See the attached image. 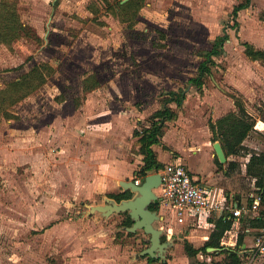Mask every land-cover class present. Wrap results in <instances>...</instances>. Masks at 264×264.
<instances>
[{
    "label": "rangeland",
    "instance_id": "rangeland-1",
    "mask_svg": "<svg viewBox=\"0 0 264 264\" xmlns=\"http://www.w3.org/2000/svg\"><path fill=\"white\" fill-rule=\"evenodd\" d=\"M15 1L42 40L0 42V90L36 64L55 70L10 106L19 118L0 116V264H194L184 242L202 246L217 214L181 224L162 199L163 218L154 224L172 245L164 261L154 262L139 255L150 234H129L123 212L104 216L90 207L122 191L121 180H134L135 129L147 125L166 92L180 89L187 99L181 107L171 103L178 115L167 123L171 146L164 148L174 158L175 145L185 157L197 155L191 166L229 195L227 209L231 194L248 198L254 185L244 163L264 152V62L247 56L243 42L264 49V0L241 10L238 25L232 12L243 0H135L120 13L123 0ZM225 31L224 52L200 91L190 79ZM236 95L258 121L240 154L218 166L210 121L235 110ZM233 239L228 234L225 241ZM211 258V264L226 261L224 253Z\"/></svg>",
    "mask_w": 264,
    "mask_h": 264
},
{
    "label": "trees",
    "instance_id": "trees-1",
    "mask_svg": "<svg viewBox=\"0 0 264 264\" xmlns=\"http://www.w3.org/2000/svg\"><path fill=\"white\" fill-rule=\"evenodd\" d=\"M135 4V0H128L125 3H119V11H124L130 5ZM252 0H243L235 5L232 16L235 19L236 25L239 24L238 14L241 10L250 7ZM120 13V12H119ZM261 19L264 20V11L261 13ZM29 36L37 41L42 38L33 33L29 26L25 25L21 19L18 11L17 2L15 0H1L0 1V42L12 44L16 40ZM230 35L227 31L223 35H219L214 43L212 49L204 53L205 59L200 63L198 74L190 79V83L195 85L200 91L203 90L206 77L213 74L214 66L216 65L215 58L224 52L225 43L228 41ZM245 53L253 60H261L264 62V49L255 47L252 43L245 41ZM55 68L48 62L34 65L29 71L23 73L19 78L14 79L7 83V85L0 90V116L6 118H19L18 115L11 113L8 109L10 106L15 105L22 99L26 98L32 92L41 87L46 81L49 74L54 72ZM90 79H95V86L99 84V79L95 73L89 75ZM86 79H89L86 77ZM91 86L86 85L85 89ZM91 87L90 89H93ZM166 97L162 99V107L154 111L147 118V125L142 128H137L134 135L138 137L135 143L139 145V152L144 154V164L135 171L134 180L141 178L144 180L145 176L152 171H159L165 165L159 161L158 154L153 146L162 142L165 135V129L168 121L177 117L178 113L172 108L171 103L175 102L181 107L187 99L184 89L171 90L166 92ZM236 110H231L229 113L218 118L216 121H210V128L216 135L215 140H220L222 143L227 157L232 155H239L244 148V141L249 133L254 129L257 119L249 113L243 99L236 95L233 97ZM218 166H222L218 157H215ZM231 164H234L233 162ZM247 174L256 178V186L259 188L258 192L262 195L264 201V152L251 153L249 162L247 163ZM109 197H113L117 201L129 199L134 196L131 190H122L119 192L109 193ZM161 198L151 203L150 208L158 211L161 206ZM125 214L124 225L130 227L133 225L134 220L128 212ZM235 217L232 215H223L214 220V228L211 231L208 239L202 246L196 247L188 239L184 242L185 252L189 261L201 264L197 260L200 253L217 254L218 250L226 248L223 244L225 238L230 231L235 230L236 227ZM248 225L252 227H264V211L254 217L247 219ZM133 235L134 233L130 232ZM246 232H239L236 237V249H227V256L225 263L217 262V264H242V257L238 253L239 247L244 243ZM162 240L166 241L167 237L162 236ZM215 247L217 250L208 252V248ZM150 261H157L159 259L148 256Z\"/></svg>",
    "mask_w": 264,
    "mask_h": 264
},
{
    "label": "built area",
    "instance_id": "built-area-1",
    "mask_svg": "<svg viewBox=\"0 0 264 264\" xmlns=\"http://www.w3.org/2000/svg\"><path fill=\"white\" fill-rule=\"evenodd\" d=\"M159 171L162 175L161 201L163 199L171 207L178 223L184 224L188 220H197L204 215L217 214V218H219L228 214L234 216L239 224L244 217L254 218L264 211L263 197L257 187L251 192L246 203L227 209L222 202L212 199L209 190L196 181L183 162L167 163ZM134 181L136 184L142 183L141 178ZM249 230L253 234L252 242L246 243L245 246L241 245L238 249V253L242 257V264H255L258 261H264V227H250ZM231 232L234 233V231ZM233 237V242L224 240L223 244L226 245V248L232 249L231 246H233L236 249L237 234L231 238ZM198 256L201 264L213 262L210 253H200Z\"/></svg>",
    "mask_w": 264,
    "mask_h": 264
},
{
    "label": "water",
    "instance_id": "water-1",
    "mask_svg": "<svg viewBox=\"0 0 264 264\" xmlns=\"http://www.w3.org/2000/svg\"><path fill=\"white\" fill-rule=\"evenodd\" d=\"M126 0H123V2ZM214 149L216 156L221 163L228 160L226 151L220 141L214 142ZM162 183V175L160 171L147 174L141 184H136L132 180H121L120 184L123 190H131L135 193L132 198L123 199L120 202L114 198H108L105 204L92 205L90 213L101 212L104 216H109L114 213L128 212L134 223L132 226L127 227V231L136 232L138 229H143L147 234H150L151 244L140 251V256H150L157 258L160 261L166 259L167 248L172 244L171 241H163V229L157 228L154 224L156 220L162 219L163 216L150 208L152 202L160 199V195L156 192ZM216 250L215 247H210V251ZM157 264H166L160 262Z\"/></svg>",
    "mask_w": 264,
    "mask_h": 264
},
{
    "label": "crops",
    "instance_id": "crops-1",
    "mask_svg": "<svg viewBox=\"0 0 264 264\" xmlns=\"http://www.w3.org/2000/svg\"><path fill=\"white\" fill-rule=\"evenodd\" d=\"M236 110V109H235ZM250 113V112H249ZM222 117V116H221ZM257 119V118H256ZM258 121V120H257ZM257 124V123H256ZM166 135L167 134H165L164 135V141L162 142V144L161 143H159V144H155L154 146H153V148H154V150L157 152V154H158V159H159V161L160 162H162L163 164H165V163H170V162H183L185 165H186V167L189 169V171L191 172V174L193 175V177L196 179V181L200 184V185H202L203 187H205L206 189H208L209 190V192H210V195H211V197H212V199L214 200V201H220V202H222L223 204L225 203V202H227L228 201V194H226L225 193V191L223 190V188H220V187H216V186H214V184L215 183H213V181H211V180H213V179H211V180H208V181H206L207 180V178H205L204 177V174H201V173H198V172H196L195 170H194V168L191 166V164H192V159H196L197 158V155L196 156H194V157H191L190 155H187L186 157L185 156H183V154L181 153V151L183 150V148L181 147V148H178L174 143H178L176 140H174L173 141V144L175 145L174 146V150L175 151H178L180 154H177L176 155V157L174 158V156H172L171 155V153H173L174 151L172 150V151H167L165 148H164V145H166V146H171V143H170V141L171 140H169V141H167L165 138H166ZM171 139V138H170ZM218 141V140H217ZM138 146V151H139V145H137ZM182 146V145H181ZM193 152H195V150L193 151ZM187 153H189L188 151H187ZM186 153V154H187ZM256 153H260V152H256ZM189 154H191V153H189ZM139 155H140V159L138 158L137 159V161H136V167H138L136 170H138L143 164H144V154H142V153H140L139 152ZM216 157V156H215ZM250 157H251V155H250ZM250 157L248 158V161L247 162H245L244 163V170H246V172H247V163L249 162V160H250ZM228 159H229V157H228ZM228 161V160H227ZM221 163V162H220ZM222 164V163H221ZM135 170V171H136ZM225 172H227V169H225L224 170ZM212 173V172H211ZM253 178V189H252V191L255 189V187H257L256 186V178H254V177H252ZM205 184V185H204ZM207 184V185H206ZM258 188V187H257ZM231 196H233V198H234V203L233 204H231L230 205V207L231 206H238V205H240V204H242V203H246L247 201H248V198H249V196H248V198H244L245 196L241 193H236V194H231ZM225 205V204H224ZM210 219V218H209ZM248 219V218H247ZM247 219H246V221L245 222H247ZM189 221V220H188ZM191 221H196V219H193V220H190L189 222H191ZM242 221H244V220H242ZM242 221H240L239 222V224H241V222ZM213 223H214V220H213ZM239 224H237L236 223V227H235V230H233L234 231V233L233 232H231L230 231V235H231V237L232 236H234V235H236L235 233H239V231H238V227H239ZM250 227H252V226H250V225H248V223H247V226L242 230V231H240V232H246V233H249V237H250V239L248 240V239H246V237H245V241H244V243L242 244V246H245V244L247 243V244H250L251 242H252V240H253V234L252 233H250L251 232V230H249L250 229ZM213 228H214V224H213V227H212V230H213ZM163 231H164V229H163ZM251 235V236H250ZM230 245V244H229ZM231 246V245H230ZM232 247V249H234V247L233 246H231ZM228 249V248H227ZM226 248H223V249H221V250H218L217 251V254H223L224 253V256H227V252H225V250H227ZM208 252H210L209 250H208ZM213 252V251H212ZM210 255H212L211 253H210Z\"/></svg>",
    "mask_w": 264,
    "mask_h": 264
},
{
    "label": "flooded vegetation",
    "instance_id": "flooded-vegetation-1",
    "mask_svg": "<svg viewBox=\"0 0 264 264\" xmlns=\"http://www.w3.org/2000/svg\"><path fill=\"white\" fill-rule=\"evenodd\" d=\"M166 241H169V240H166ZM172 245V244H171Z\"/></svg>",
    "mask_w": 264,
    "mask_h": 264
}]
</instances>
